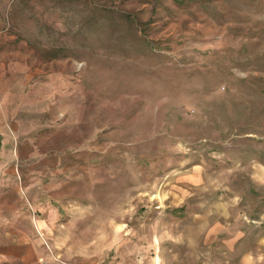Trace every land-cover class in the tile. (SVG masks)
Returning <instances> with one entry per match:
<instances>
[{"label":"rangeland","instance_id":"rangeland-1","mask_svg":"<svg viewBox=\"0 0 264 264\" xmlns=\"http://www.w3.org/2000/svg\"><path fill=\"white\" fill-rule=\"evenodd\" d=\"M40 257L264 264V0H0V264Z\"/></svg>","mask_w":264,"mask_h":264},{"label":"built area","instance_id":"built-area-1","mask_svg":"<svg viewBox=\"0 0 264 264\" xmlns=\"http://www.w3.org/2000/svg\"><path fill=\"white\" fill-rule=\"evenodd\" d=\"M39 264H48L47 261H45V259L41 258L39 260ZM56 264H63V262H60L59 260H57V263Z\"/></svg>","mask_w":264,"mask_h":264},{"label":"crops","instance_id":"crops-1","mask_svg":"<svg viewBox=\"0 0 264 264\" xmlns=\"http://www.w3.org/2000/svg\"><path fill=\"white\" fill-rule=\"evenodd\" d=\"M42 257L39 258V260L41 259Z\"/></svg>","mask_w":264,"mask_h":264},{"label":"bare ground","instance_id":"bare-ground-1","mask_svg":"<svg viewBox=\"0 0 264 264\" xmlns=\"http://www.w3.org/2000/svg\"><path fill=\"white\" fill-rule=\"evenodd\" d=\"M156 261V260H155Z\"/></svg>","mask_w":264,"mask_h":264}]
</instances>
